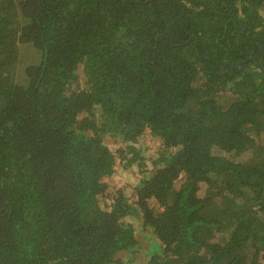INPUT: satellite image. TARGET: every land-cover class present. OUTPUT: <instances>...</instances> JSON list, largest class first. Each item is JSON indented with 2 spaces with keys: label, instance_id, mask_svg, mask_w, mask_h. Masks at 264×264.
<instances>
[{
  "label": "trees",
  "instance_id": "16d2710c",
  "mask_svg": "<svg viewBox=\"0 0 264 264\" xmlns=\"http://www.w3.org/2000/svg\"><path fill=\"white\" fill-rule=\"evenodd\" d=\"M0 264H264V0H0Z\"/></svg>",
  "mask_w": 264,
  "mask_h": 264
},
{
  "label": "rangeland",
  "instance_id": "374dc122",
  "mask_svg": "<svg viewBox=\"0 0 264 264\" xmlns=\"http://www.w3.org/2000/svg\"><path fill=\"white\" fill-rule=\"evenodd\" d=\"M23 67L24 66H22V64H21L20 67H19L20 70L23 69ZM148 137L149 138H147V140H145L144 142L139 141V143H137V145H139V147H141L143 149L145 148L146 149V153L151 155V153L155 150V148L151 147L152 142H151L150 139H153V140H155V139L152 136H148Z\"/></svg>",
  "mask_w": 264,
  "mask_h": 264
}]
</instances>
